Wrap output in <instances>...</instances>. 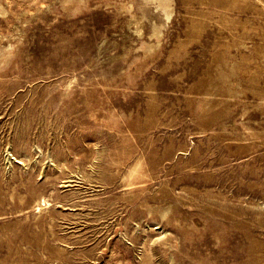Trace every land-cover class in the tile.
<instances>
[{"label": "rangeland", "instance_id": "rangeland-1", "mask_svg": "<svg viewBox=\"0 0 264 264\" xmlns=\"http://www.w3.org/2000/svg\"><path fill=\"white\" fill-rule=\"evenodd\" d=\"M0 264H264V0H0Z\"/></svg>", "mask_w": 264, "mask_h": 264}]
</instances>
